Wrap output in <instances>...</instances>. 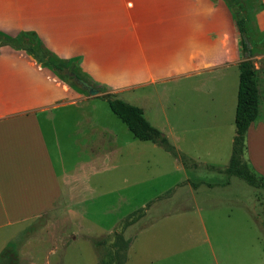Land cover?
I'll list each match as a JSON object with an SVG mask.
<instances>
[{
	"label": "crops",
	"instance_id": "obj_1",
	"mask_svg": "<svg viewBox=\"0 0 264 264\" xmlns=\"http://www.w3.org/2000/svg\"><path fill=\"white\" fill-rule=\"evenodd\" d=\"M258 3L252 24L259 46L250 58L264 110V0ZM0 30L34 32L56 57L78 59V74L106 90L98 96L146 87L168 96L183 88L185 130L234 125L238 64L247 55L226 0H0ZM93 97L26 51L0 46V264H58L64 235L75 238L67 228L79 224L88 180L148 141L120 120L122 129L110 108L80 110ZM257 117L245 151L264 175V121ZM224 174L221 184L231 177Z\"/></svg>",
	"mask_w": 264,
	"mask_h": 264
},
{
	"label": "rangeland",
	"instance_id": "obj_2",
	"mask_svg": "<svg viewBox=\"0 0 264 264\" xmlns=\"http://www.w3.org/2000/svg\"><path fill=\"white\" fill-rule=\"evenodd\" d=\"M165 91L146 87L115 97L143 107L179 157L158 143L137 141V152L129 147L115 168L91 176V191L79 199V224L67 228L75 238L64 235L58 264H264V188L236 176L221 184L228 176L210 167H226L234 125L187 131L186 92ZM85 95L94 97L80 110L110 112L106 97ZM257 119L264 121L261 106ZM246 158L244 149L248 164Z\"/></svg>",
	"mask_w": 264,
	"mask_h": 264
},
{
	"label": "trees",
	"instance_id": "obj_3",
	"mask_svg": "<svg viewBox=\"0 0 264 264\" xmlns=\"http://www.w3.org/2000/svg\"><path fill=\"white\" fill-rule=\"evenodd\" d=\"M231 6L235 16L238 29L240 31L242 47L244 53H250L239 62V79L237 90V101L234 114L235 135L232 140L231 154L224 169L211 165L213 169L222 171L229 176H236L249 185L264 188V177L257 174L251 165L243 160L245 149V134L250 123L258 114V88L256 83V70L251 60V56L258 50L259 40L257 32L252 24L254 13L259 8L258 0H226ZM245 39L250 44L247 47ZM9 45L12 48L26 51L38 63L49 68L56 76L64 80L71 87L83 93L87 91L74 83L72 78L63 72L67 69L74 72L82 81H85L78 74V59H60L45 47L36 33L30 31H19L14 35L0 31V46ZM111 111L126 124L133 137L140 140H148L161 145L166 151L178 156L175 147L168 141L166 136L156 127L152 126L144 117L142 109L133 104L127 103L119 98L107 97L104 94ZM179 157V156H178ZM183 163H188L185 155H180ZM264 213V209H263Z\"/></svg>",
	"mask_w": 264,
	"mask_h": 264
},
{
	"label": "water",
	"instance_id": "obj_4",
	"mask_svg": "<svg viewBox=\"0 0 264 264\" xmlns=\"http://www.w3.org/2000/svg\"><path fill=\"white\" fill-rule=\"evenodd\" d=\"M245 42H246L247 47H250V44L247 41V39H245ZM246 55L249 56L250 53L248 52ZM63 72L67 74L68 76H70L75 84H77L80 88L85 89L90 95L99 94L98 88H94L93 86L88 85L87 83L82 81L74 72H71L67 69H64Z\"/></svg>",
	"mask_w": 264,
	"mask_h": 264
}]
</instances>
